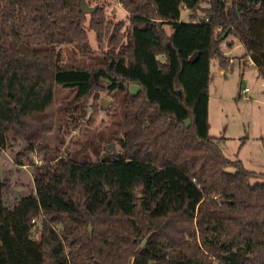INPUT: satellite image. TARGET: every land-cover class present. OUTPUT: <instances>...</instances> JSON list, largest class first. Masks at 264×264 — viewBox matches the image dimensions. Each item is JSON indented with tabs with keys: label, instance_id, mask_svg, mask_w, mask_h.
Instances as JSON below:
<instances>
[{
	"label": "trees",
	"instance_id": "16d2710c",
	"mask_svg": "<svg viewBox=\"0 0 264 264\" xmlns=\"http://www.w3.org/2000/svg\"><path fill=\"white\" fill-rule=\"evenodd\" d=\"M117 1L126 28L103 0H85L88 19L80 0H0V152L22 140L43 155L9 205L0 176V264H264V173L208 133L209 64L233 68L226 38L264 82V0ZM58 87L73 93L60 109ZM100 93L124 95L123 132L106 142L118 150L46 158L56 116Z\"/></svg>",
	"mask_w": 264,
	"mask_h": 264
},
{
	"label": "rangeland",
	"instance_id": "374dc122",
	"mask_svg": "<svg viewBox=\"0 0 264 264\" xmlns=\"http://www.w3.org/2000/svg\"><path fill=\"white\" fill-rule=\"evenodd\" d=\"M100 4L109 19L121 21L125 28L128 27L127 14L117 0H103ZM181 19L187 22V12H182ZM166 30L170 33L169 28ZM87 36L91 47L98 50L95 33L87 29ZM220 50L233 68L224 72L216 60L209 64L208 133L216 139L227 158L239 159L247 170L264 173V82L252 62L243 57L244 48L236 38H226ZM63 56L65 60L71 57L76 61L89 62L88 58L71 55L66 48L63 49ZM97 56L96 53L94 57ZM244 62L245 66L239 64ZM137 89L132 85L129 92L133 94ZM123 96L100 93L97 98L88 99L82 113H70L69 117L65 113L56 116L53 129L45 134L46 158L64 156L69 150L78 160L86 155L94 161L93 152L99 148L102 152L105 146L109 148L113 145L117 151L119 145L116 140L106 142L123 132ZM72 98L71 90L58 87L56 108H64ZM75 118L77 127L74 129L72 121ZM88 123L89 126L86 125ZM26 147V142L14 140L0 152V176L8 185L4 192L7 205L29 191L32 187L30 164L40 165L43 157L37 151L28 153Z\"/></svg>",
	"mask_w": 264,
	"mask_h": 264
},
{
	"label": "water",
	"instance_id": "95a60500",
	"mask_svg": "<svg viewBox=\"0 0 264 264\" xmlns=\"http://www.w3.org/2000/svg\"><path fill=\"white\" fill-rule=\"evenodd\" d=\"M97 7L94 6V7H91L89 5L86 4L85 0H80V4H79V10L82 14L84 15H90V14H93L95 11H96ZM194 58L195 56H191L190 57V62H193L194 61ZM109 149L112 150L113 152H115L114 148H113V145H109ZM138 197H140L141 195L140 194H137Z\"/></svg>",
	"mask_w": 264,
	"mask_h": 264
},
{
	"label": "built area",
	"instance_id": "2783aa9c",
	"mask_svg": "<svg viewBox=\"0 0 264 264\" xmlns=\"http://www.w3.org/2000/svg\"><path fill=\"white\" fill-rule=\"evenodd\" d=\"M247 90L245 89L244 92H246Z\"/></svg>",
	"mask_w": 264,
	"mask_h": 264
},
{
	"label": "crops",
	"instance_id": "0c3cea01",
	"mask_svg": "<svg viewBox=\"0 0 264 264\" xmlns=\"http://www.w3.org/2000/svg\"><path fill=\"white\" fill-rule=\"evenodd\" d=\"M168 32V31H167ZM222 151V150H221ZM223 153V152H222ZM225 156V155H224Z\"/></svg>",
	"mask_w": 264,
	"mask_h": 264
}]
</instances>
